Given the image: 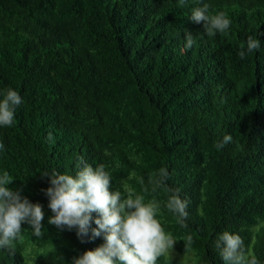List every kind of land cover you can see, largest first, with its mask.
Instances as JSON below:
<instances>
[{
    "label": "trees",
    "instance_id": "obj_1",
    "mask_svg": "<svg viewBox=\"0 0 264 264\" xmlns=\"http://www.w3.org/2000/svg\"><path fill=\"white\" fill-rule=\"evenodd\" d=\"M205 4L230 19L225 33L190 19ZM249 37L260 48L241 59ZM8 89L22 103L0 126V175L44 219L39 238L21 225L16 254L0 248V264H72L105 243L94 222L83 238L48 223L44 174L75 176L80 157L104 165L110 190L158 201L174 249L195 264H224L215 248L224 231L264 264V0H0V100ZM160 169L188 202L186 226L165 207L171 193L153 191Z\"/></svg>",
    "mask_w": 264,
    "mask_h": 264
},
{
    "label": "clouds",
    "instance_id": "obj_2",
    "mask_svg": "<svg viewBox=\"0 0 264 264\" xmlns=\"http://www.w3.org/2000/svg\"><path fill=\"white\" fill-rule=\"evenodd\" d=\"M179 3L183 6L185 0H179ZM208 12L209 7L205 4L194 9L190 19L202 24L209 36L225 33L231 24L226 14L209 15ZM185 41L186 50L195 43L190 31L185 34ZM259 48L260 41L249 37L246 47L242 46L238 55L244 59ZM21 103L22 99L15 90L8 89L4 93L0 100V126H12L15 110ZM231 139V135L226 134L216 147L223 148ZM3 148L0 143V149ZM78 165L75 176L56 171L44 174L51 185L45 190L48 207L53 213L48 223L61 230L76 229L78 238H83L94 222L96 227L91 228L92 237L103 234V245L74 257L72 264H156L159 257L174 250L176 240L165 233L156 218L161 207L158 201L145 202V197L136 194L132 188L125 189L124 196L119 190H110L111 177L103 164L93 168L80 157ZM167 178V170L160 169L149 182L154 185L153 191L165 188L171 193L165 207L176 215L182 226H186L188 202L180 198L179 189L166 187ZM12 181L7 171L0 175V248H5L10 256L16 254L14 242L21 238V225H29L32 234L39 238L43 235L44 219L41 205L31 203L19 189L7 187ZM93 213L97 214L96 218ZM192 242V236H187L185 248H190ZM215 248L224 264H259L256 256L245 249L238 234L224 231L216 239Z\"/></svg>",
    "mask_w": 264,
    "mask_h": 264
},
{
    "label": "rangeland",
    "instance_id": "obj_3",
    "mask_svg": "<svg viewBox=\"0 0 264 264\" xmlns=\"http://www.w3.org/2000/svg\"><path fill=\"white\" fill-rule=\"evenodd\" d=\"M167 256H171L172 258H174L178 264H195L196 262L190 250L180 253L176 249H174ZM46 263L57 264L56 262H51L50 260H47Z\"/></svg>",
    "mask_w": 264,
    "mask_h": 264
}]
</instances>
